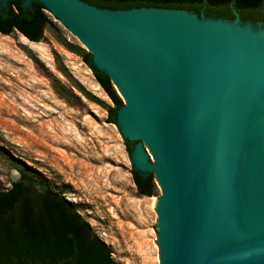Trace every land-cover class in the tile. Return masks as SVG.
I'll return each instance as SVG.
<instances>
[{
    "label": "water",
    "instance_id": "water-1",
    "mask_svg": "<svg viewBox=\"0 0 264 264\" xmlns=\"http://www.w3.org/2000/svg\"><path fill=\"white\" fill-rule=\"evenodd\" d=\"M36 1L125 100L113 123L162 193L160 264H264V22Z\"/></svg>",
    "mask_w": 264,
    "mask_h": 264
},
{
    "label": "rangeland",
    "instance_id": "rangeland-1",
    "mask_svg": "<svg viewBox=\"0 0 264 264\" xmlns=\"http://www.w3.org/2000/svg\"><path fill=\"white\" fill-rule=\"evenodd\" d=\"M46 15L40 42L0 33V190L25 170L62 194L117 264H160L157 179L152 196L138 194L114 105L82 59L88 49Z\"/></svg>",
    "mask_w": 264,
    "mask_h": 264
},
{
    "label": "trees",
    "instance_id": "trees-1",
    "mask_svg": "<svg viewBox=\"0 0 264 264\" xmlns=\"http://www.w3.org/2000/svg\"><path fill=\"white\" fill-rule=\"evenodd\" d=\"M7 0L0 5V33H21L32 42L43 39L48 24L46 8L33 0ZM108 9L156 7L183 9L207 17L233 20L236 12L242 21L264 22V0H82ZM83 61L114 107L108 108L113 122L122 105L110 79L91 64L88 53ZM127 144V143H126ZM129 151V146L127 144ZM141 196L153 195V175L146 177L131 170ZM0 264H117L111 251L93 232L74 207L50 183L25 170L10 188L0 190Z\"/></svg>",
    "mask_w": 264,
    "mask_h": 264
}]
</instances>
